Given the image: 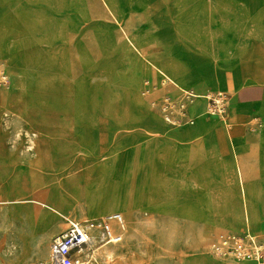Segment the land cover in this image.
Masks as SVG:
<instances>
[{
	"label": "crops",
	"instance_id": "crops-1",
	"mask_svg": "<svg viewBox=\"0 0 264 264\" xmlns=\"http://www.w3.org/2000/svg\"><path fill=\"white\" fill-rule=\"evenodd\" d=\"M245 3L247 16L264 17V0ZM42 5V0H0V65L11 77L7 87H0V202L37 206L43 193L56 214H72L76 222L126 214L133 229L156 225L157 240L172 241L169 254L186 256L182 263L173 259L164 264H257L217 258L210 244L218 234L264 237V43L257 47L259 57L244 54L239 76L244 83L226 94L223 117L210 116L204 99L188 103L184 116L173 111V125L156 114L112 131L96 114L106 108L92 105L82 87L63 99L58 78L39 71L52 63L53 51L45 58L35 53L34 70H28L26 53L12 43V32H25L28 26L42 30L37 21L27 22L28 16L41 14ZM203 31L198 25V32ZM46 43L52 46L51 40ZM36 44L41 48L43 42ZM147 67L142 76L151 80ZM141 77H136L137 88ZM169 89H162L168 91L166 97L180 98ZM17 126L34 134L30 164L12 146L17 142L12 127ZM59 127H65L61 132L75 127L79 134L66 148L52 151L51 174L57 179L44 191L38 179L43 173L40 145L59 136Z\"/></svg>",
	"mask_w": 264,
	"mask_h": 264
},
{
	"label": "rangeland",
	"instance_id": "rangeland-1",
	"mask_svg": "<svg viewBox=\"0 0 264 264\" xmlns=\"http://www.w3.org/2000/svg\"><path fill=\"white\" fill-rule=\"evenodd\" d=\"M246 1L42 0L41 14L27 17L28 25L37 21L42 30L32 31L28 26L25 32H12V43L26 53L28 70H34L35 53L45 58L53 51L52 63L43 64L39 71L58 78L63 86L57 92L63 99L76 95L82 87L92 105L106 108L96 114L114 131L134 121L153 119L156 114L162 119L171 115L175 109L164 114L168 91L162 89L180 93L178 99L169 98L170 106L189 98L172 84H163L159 69L181 81L179 88L202 96H192V103L218 93L233 94L234 88L242 86L239 76L244 54L259 57L257 47L264 43V31H260L264 17L247 16ZM198 25L205 31L198 32ZM118 33L128 36L123 40L117 38ZM36 40L43 42L41 48ZM50 40L52 46L48 47L46 42ZM165 61V65L160 63ZM3 66L0 87H7L11 77L9 71L3 72ZM147 66L154 79L142 76ZM81 75L83 78L76 80ZM138 75L142 77L137 88ZM12 129L17 141L12 146L24 152L26 164H30L36 150L34 134L21 126ZM66 129L40 145L44 152L43 173L38 179L44 191L50 190L57 179L51 174L55 170L52 151L66 148L67 142L70 145L79 134L75 127ZM57 140L60 142L54 143ZM61 175L60 171L58 178ZM32 183L37 185L34 177ZM47 197L40 194L37 206L27 201L0 202V264H47L51 241L67 228L68 222L79 221L69 213L56 214ZM158 231V226L150 224L136 225L131 234L126 231L125 242L107 249L112 254L108 264H164L173 259L182 263L186 256L169 254L167 245L172 241H158Z\"/></svg>",
	"mask_w": 264,
	"mask_h": 264
},
{
	"label": "built area",
	"instance_id": "built-area-1",
	"mask_svg": "<svg viewBox=\"0 0 264 264\" xmlns=\"http://www.w3.org/2000/svg\"><path fill=\"white\" fill-rule=\"evenodd\" d=\"M170 106L168 98L167 110L178 111L184 116L188 103L195 99L188 96ZM208 114L223 117L228 105V95L218 93L207 97ZM165 121L173 125L169 114ZM126 221L120 214L85 220L70 221L68 227L56 236L49 245L47 264H108L112 262L108 253L109 247L120 245L124 241ZM211 253L220 259L229 261H255L264 264V237L255 234H218L210 244ZM109 258V259H108Z\"/></svg>",
	"mask_w": 264,
	"mask_h": 264
},
{
	"label": "bare ground",
	"instance_id": "bare-ground-1",
	"mask_svg": "<svg viewBox=\"0 0 264 264\" xmlns=\"http://www.w3.org/2000/svg\"><path fill=\"white\" fill-rule=\"evenodd\" d=\"M125 36H123L122 34H120V33H118V35H117V38L119 37V36H121V38L123 39V40H125V38H126V36H128V33H125L124 34ZM130 41V40H129ZM125 44V43H124ZM159 69V68H158ZM159 71V73L163 76V84H166L167 82L168 83H170V84H172V86H174L175 88H178L180 91H181V93L182 94H184V95H186V96H194V97H198V98H200V97H202L201 95H195V94H193V92H189L188 90H185V89H183L182 87L181 88H179L180 86H179V84L181 83V81H180V83H178V79L177 78H174L173 76H172V74L171 73H168L166 70L164 71V70H158ZM177 80V81H176ZM236 163V162H235ZM238 168V167H237ZM156 183V182H155ZM90 187V186H89ZM92 188V187H91ZM90 188V189H91ZM93 191V190H92ZM158 191V190H157ZM90 192V191H89ZM243 193V192H242ZM90 194V193H89ZM97 194V193H96ZM91 195H93V194H91ZM90 195V196H91ZM97 196H98V194H97ZM110 196V195H109ZM120 196V195H119ZM93 197V196H92ZM96 197V196H95ZM86 198H88L87 196H86ZM97 199H98V197H97ZM241 199V198H240ZM246 199V198H245ZM91 201V200H90ZM115 201V200H114ZM95 202H96V200H95ZM104 202V201H103ZM116 202V201H115ZM243 202V201H242ZM111 203V202H110ZM93 203H91V205H92ZM124 204V203H123ZM136 204V203H135ZM138 204V203H137ZM88 206V205H87ZM115 206V205H114ZM123 206V205H122ZM242 206V205H241ZM89 208V207H88ZM93 208V207H92ZM127 208V207H126ZM245 208V207H244ZM94 209V208H93ZM91 210V209H90ZM100 210H101V208H100ZM89 211V210H88ZM250 211V210H249ZM61 212V211H60ZM250 213V212H249ZM101 214H102V212H101ZM126 217H124L123 215H122V217L126 220V225H125V227H126V231H127V233L128 234H131V232H132V230H133V222L131 221V219L126 215V214H124ZM67 225V227H68V225H69V222L66 224ZM125 242V241H124ZM46 246V245H45ZM126 249V248H125ZM112 255V254H111ZM41 256V255H40ZM112 257V256H111ZM109 259V258H108ZM135 262V261H134Z\"/></svg>",
	"mask_w": 264,
	"mask_h": 264
}]
</instances>
